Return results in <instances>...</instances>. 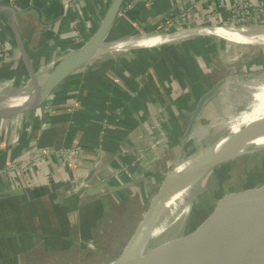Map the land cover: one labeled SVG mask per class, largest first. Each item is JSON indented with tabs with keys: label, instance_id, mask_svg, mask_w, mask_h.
<instances>
[{
	"label": "crops",
	"instance_id": "crops-1",
	"mask_svg": "<svg viewBox=\"0 0 264 264\" xmlns=\"http://www.w3.org/2000/svg\"><path fill=\"white\" fill-rule=\"evenodd\" d=\"M61 1L64 6V16L50 27L36 25L35 29L27 31L28 29L17 26L24 43L31 44L38 50L32 53V62L36 55L41 58L42 53L47 54V46L50 43L60 45L63 43L69 47L77 38L81 42L88 40L110 2V0H78L81 4L77 9L74 4L76 0ZM172 1L174 0H127L120 15V24L114 33L121 35L110 38H126V34L122 36L126 32H130L133 36L142 32L147 34L145 32V30L149 31L147 25L156 26L173 17L174 14L170 10L162 16L169 9ZM236 1L240 0H195L187 7L184 21L187 25L206 26L208 24H205L207 22L204 18L208 12L222 21L228 18L227 11ZM246 1L255 6H264V0ZM33 2L34 0H0V6L10 5L24 10L32 6ZM41 2L46 7L44 20L46 22L54 20L59 14L56 1L41 0ZM175 6H178V2ZM179 11L180 8L177 7L175 12ZM5 18L9 19V15L0 12V67L5 68L8 65L11 67L12 62L13 65L20 67L24 64L10 28L4 25ZM150 18L153 19L151 22ZM30 19L36 22L37 16L34 15L33 18L31 16ZM138 24H141L140 27ZM74 25H78L76 27L78 31L73 30ZM138 30L142 31L137 32ZM176 30L178 29L172 31ZM39 31L43 34H39ZM158 33L164 34L163 31ZM227 39L196 34L177 42H165L131 51L105 52L90 63L89 67L78 71L55 89L47 99L49 104L46 103L37 111L15 121L13 119L0 121L3 124L7 122L5 125L12 124L13 127L10 128L13 130L18 127L19 130L28 131L24 138L17 141L19 142L17 146L9 149L7 147L12 143H6V138L0 140V150L5 149L0 154V191L37 188L36 192L27 199H16L0 205V213L3 208H15L13 215L16 216H0V220L13 218L11 222L6 223V227L0 229L12 230L18 235L16 238L0 240V245L3 244L4 249L13 246L11 248L17 252L16 262L11 255L7 256L8 253L3 255L4 264H43L47 259H52L55 253L59 255L57 254L59 252H69L71 249L69 242L79 244L81 241L85 244L88 240H94L92 226L97 213L100 215L104 208L106 211L109 208H116L123 202L135 198L134 195H139V198L136 197L138 199L135 198V206H137L141 202L140 197L144 194L148 195L147 191H137L135 183H132L124 194L114 193L100 197L95 200L96 204L94 201L91 202L88 209L82 206L71 212L77 208L76 204L80 197L73 200L67 209L53 211L56 202L65 200L67 188L64 183L74 179L73 168H76V172L80 175H86L92 168L97 157L95 150L101 142L100 136L108 140V145L101 149L103 157L100 170L105 171L122 164V158L119 156L121 151L134 155V152L143 149L147 158H151L154 155L153 150H149L145 136L156 137L157 133L163 132L166 142L158 146L157 152H154L157 154V159L149 171L151 173L149 177L154 180L159 163L168 157V152L172 153L181 146L182 136L189 122L186 113L192 112L199 99L223 78L228 79L204 105L187 141L191 139L199 120L211 104L219 102L221 105L227 104L229 112L236 110L237 102L240 103V99L245 100L246 93L253 89L256 83L254 79L264 75V45L240 44L246 41L235 37ZM58 55L60 53L56 54L53 51V58ZM46 57L43 60H51L50 57ZM218 68H225L227 71L232 69V71L228 72L229 75L213 80L210 71ZM239 68L243 71H239ZM16 69L18 71V68ZM9 71L13 72V70ZM9 71H0V78ZM238 71L242 74L247 73L245 79L240 81L239 76L242 74L238 77L231 76V72L238 73ZM233 82H236V86H242L243 92L233 87ZM231 92L239 99L236 103H228V95ZM157 109L162 110L160 115L155 112ZM101 125L105 126L104 135L100 134ZM153 126L156 131L150 129ZM27 137L29 141H26ZM33 144H42L53 149L81 147L82 159L75 164V159L72 157L62 162L53 156L34 164L26 172L18 169L2 171L10 161L23 155L16 157L21 150ZM175 168L176 165H173V171ZM140 180L143 179L134 181L137 184ZM152 180L148 179L145 184L150 185ZM75 211L77 214L73 215ZM24 226L27 227L26 230ZM129 232L124 234L103 262L116 251ZM23 234L36 236L31 238ZM75 247L76 251L89 253L87 249ZM4 252L0 251V254Z\"/></svg>",
	"mask_w": 264,
	"mask_h": 264
},
{
	"label": "water",
	"instance_id": "water-1",
	"mask_svg": "<svg viewBox=\"0 0 264 264\" xmlns=\"http://www.w3.org/2000/svg\"><path fill=\"white\" fill-rule=\"evenodd\" d=\"M55 1L59 7V14L54 20L47 22L44 20L46 7H44L41 0H34L33 5L27 7L24 10H20L10 5L0 6V12H5L9 15V28L14 37L16 47L22 58L24 67L29 77V83L32 87L31 93L28 95V97H26L24 102L0 107V121L22 117L40 109V107L43 106L45 101L51 96L55 89H57L65 80L92 63L99 56L98 54L105 44L107 38L114 35H121L114 33L120 24V15L122 9L127 3V0H110L108 7L99 21L95 31L84 43V45L78 48L71 55L63 58L62 61L40 83L36 77L40 68L33 64L31 58L28 55V52L36 53L38 50L31 44L24 43L17 29L16 21L21 16L36 15L38 25L42 27H50L53 23L63 18L65 12L62 1ZM194 1L195 0L191 1V3L186 5L184 8H187ZM168 11L169 9L166 10L162 16H164ZM220 28L229 27L202 25L184 27L176 31L158 34L166 37L165 42L182 35L196 34H208L228 40L227 38L220 36L215 33V31H213L214 29ZM46 32L47 31H44V33ZM38 33L43 34V32L40 31ZM125 34L129 38L132 37L130 32H126L122 34V36H125ZM145 47L148 46H134L123 51H131ZM227 79L228 78H223L219 80L199 99L195 109L192 112L186 113V116L189 117V122L185 133L182 136L181 145H183L185 141H187V139L191 136L195 121L200 115L206 102L217 93V91L227 81ZM249 131L251 130L248 129V127H242L239 130V135L244 136L245 133ZM217 141L213 142L209 147L198 151V155L194 154L193 158L190 160L191 162L185 166V170L182 173L184 174L186 181L182 185V190L179 196L182 197L193 192L196 187V189H198L200 184L198 185V182L196 183L195 180L205 172L213 170L216 167L224 163H228L238 157L247 155L241 154L226 161L214 162L212 160L214 156L210 154V149L215 147L214 144ZM18 144L19 142L12 143L9 145V147H7V149L15 147ZM41 145L42 144H34L28 146L21 150L16 155V157L25 154L31 151L33 148ZM4 150H0V154L3 153ZM95 151L97 152V157L92 168L82 179L80 186L70 196L65 197L64 201L56 202L53 206V211H63L67 209L72 204V201L78 198L84 192L86 186L94 179L95 175L97 174L98 166L102 160V153H100L98 150ZM166 178L167 177L165 175L160 187L152 196L139 220L136 222L134 227L131 229L116 251L104 261V264H136L138 259L147 251H149L150 248H154V245L174 234H180L192 230V232L189 233V236L208 238L215 235L220 236L221 234H232L236 231L242 230L248 226L249 221L252 218L264 220L263 180L250 183L233 190L224 191L217 195L215 194L213 195L212 199L189 206L186 212H184L186 213L184 217H179L174 223H172L171 226H168L165 229L164 233H162V235L157 240H153L149 237L152 226L158 220L161 223L162 220L169 214V212H167L165 215H160L156 211V208L159 207L163 200V187ZM36 190L37 188L34 187L2 190L0 191V205L15 201L16 199H27L31 197L36 192ZM184 209L185 208L178 209L177 211L181 213V211ZM171 218L172 217H168L166 221L171 220ZM17 236L18 235L12 230L0 229V240L5 238H16ZM157 248L158 247L155 249ZM250 256L255 257V259L250 258ZM154 264H264V243L262 245H256L255 247L247 248L243 246L241 241H223L213 244L212 246H208L202 250L182 255L173 261H161L155 262Z\"/></svg>",
	"mask_w": 264,
	"mask_h": 264
},
{
	"label": "rangeland",
	"instance_id": "rangeland-1",
	"mask_svg": "<svg viewBox=\"0 0 264 264\" xmlns=\"http://www.w3.org/2000/svg\"><path fill=\"white\" fill-rule=\"evenodd\" d=\"M186 10L187 8H184L179 13H176L175 15H173V17L166 19V21L160 23L159 25H156V26L147 25V29H149V31L145 30V32H147V34H158V32H161V31H158L157 28L162 26L163 27L162 31L163 33H165L166 31L164 30V28L166 24L169 23L174 18H176L177 16L178 17L181 15L184 16V13ZM204 19L207 22L205 24H208L206 26H215V25L220 26V27L231 26V23H229L231 21H229L228 18L220 21V19L218 20L217 17H213L209 12L206 13ZM152 20H153L152 18L149 19L150 22ZM3 21H4L5 27L8 28L9 19L5 18L3 19ZM138 25L140 27L141 24H138ZM77 26L78 25H74V28H73L74 31H78V29H76ZM186 26H193V25L186 24ZM249 29H254V28H249ZM257 30H261V29L257 28ZM141 31L142 30H138L137 32H141ZM143 33L144 32L139 33V35H134V36L132 35V37L133 38L140 37L144 35ZM187 37H189V35L179 36L173 39L172 42L181 41V40L186 39ZM86 41L81 42L79 41V38H77L73 41V43L69 47H66L65 45H63V43L62 45L50 43L47 46V54L43 55L42 53L43 58H42V55H41V58L40 56L36 55L35 56L36 58L34 57L35 60L33 59V62H34L33 64L37 66L38 68H41V65H45V64L53 62L52 66L50 67V70H51L60 62V60L74 53L78 49V47H82ZM65 49L68 52H66ZM53 51L56 54L60 53V55L53 58ZM44 57L46 58L50 57L51 60L50 61L43 60L45 59ZM238 61H239V57H238ZM8 66H6L5 68L0 67V71L13 70V72L12 71H9L6 73L3 72L4 75L0 78V83L11 82L12 80H17V81H20L18 87L21 88L24 84L28 82L27 78H25V76L27 75H25L26 69L24 68V65H20V67H18L16 64L13 65V62H12L11 67L10 66L8 67ZM89 66L90 65H87L84 68H87ZM16 68H18V71H16L17 70ZM229 71H232V69H229L227 71L225 68H218L215 70H211L210 75L214 80L215 78H221L223 76L229 75L228 74ZM239 71L242 72L243 69L239 68ZM239 71L238 73L231 72V76L237 75L238 77L240 74H242ZM244 74L245 73H243L242 76H239L240 81L245 79L247 73L245 74V76ZM255 82L256 83L254 84L253 90H249L246 93L247 98H245V100L240 99V103L237 102L236 110L234 112H229L227 104L221 105L219 104V102L213 103L210 106H208V108H206L204 116L199 120L197 128L194 130L191 139L186 141L183 145L177 147L172 153L168 152V157H166L163 160V162L159 163V166H158L159 169H157V175L153 178L154 180H152V177L151 178L149 177L151 173L147 172L144 175V178L146 177L145 179L143 178V180L138 181L137 184L136 182H133L135 183L134 186L137 189V191L143 190L144 192L145 191L149 192L148 195L144 194L143 197H140L141 202L138 203L137 206H135V202H136L135 198L138 197L139 195L138 196L134 195L135 198H131L128 201L123 202V204L119 205L118 207L116 206V208L114 207L111 209L106 208L109 212L106 211L104 208L102 213L100 215L99 213H97L93 219L94 225L92 226L93 228L92 233L94 235L93 238L95 242L94 240H88L85 244L81 243V241L79 244H73L69 242L68 245L71 248L69 252H66V253L65 251L59 252L57 253L59 255H56L55 253L52 259H49V260L47 259V262L43 264H104L103 260L106 257H108V255L101 254L98 252L96 253L92 252V251H95L97 248L96 243L106 245L108 247V250H111V249L113 250L114 247L117 246L118 242L123 238L124 234L128 232V229L133 227L136 224V222L139 220L145 207L147 206L152 196L156 193V191L160 187L164 176L166 175L167 177V174L170 169L172 170L173 165H175L178 161L183 160L187 157H191L194 154H196L198 151L209 147L213 142L217 141L222 136L227 134L230 131V126L235 123L236 119H238L244 112L249 110L251 106V102L253 101V97H252L253 94L255 97L260 91L264 89V75L260 76V78L258 79H255ZM232 86L237 88L239 92L241 91L243 92L244 90L242 86L241 87L236 86V82H233ZM31 89L32 88L29 87V92L31 91ZM228 96H229L228 103L230 102L236 103V101H239L236 95L232 92ZM40 113L41 111L39 112V115ZM20 118L21 117H18V118L16 117V118H13V120L15 121L16 119H20ZM4 123L6 124L7 122H4ZM5 124L0 122V140L2 138H6L7 139L6 143L17 142L20 140V138H24V136H26L25 134H28L27 129L19 130L18 127H16V130L15 129L13 130V128L12 129L10 128L11 126L13 127L12 124H8V125H5ZM26 141H29V137L26 138ZM255 152H253L252 154H247V155L238 157L228 163H224L216 167L215 169H213L210 172V174L207 176V178L204 180L203 184H201V186L197 189L193 198H191L187 204L191 206L196 203H200L205 200L212 199L213 195L215 194L217 195V194H220L221 192L240 188L250 183L263 181L264 180V150H257ZM174 172L175 170L171 173H174ZM148 179L152 180L150 182V185L148 184L149 186L145 184ZM56 198L58 199V197ZM98 198L100 197L84 195L83 197L79 199L78 204H76L77 208L75 207L76 209L71 210V212H73L74 210H78V208H81L82 206L84 207V209H88L90 204H92L91 202L93 201L95 202V200H98ZM85 202L87 204H85ZM94 204H96V202ZM14 209L15 208L13 209L3 208L2 209L3 211L0 213V216L1 217H4V216L16 217L15 215H13ZM76 212L77 211H75L73 215L77 214ZM114 214L116 215L113 216ZM108 216H110L112 219L111 223L107 222L108 220L106 218ZM11 217H8L4 220L1 219L0 228L6 227L7 226L6 223L11 222L13 220V218ZM254 224L255 226H257L258 222H254ZM118 225L120 226L119 230H117ZM24 227H25L24 229L26 230L27 227L26 226ZM191 232L192 230L188 232H184V235L188 237L190 235L189 233ZM2 245L3 244L0 245V251H5V252L4 254L3 253L0 254V264L5 263V259L3 258L5 256L3 255H6L7 253H8L7 256L11 255L12 259L16 262L15 255L17 254V252L13 250V248H11L13 246L8 247L7 249H4V245L3 246ZM65 245L67 246V242H65ZM75 246H77L79 249H87V251L93 253L94 255H90V256L84 255L82 254V252L76 251ZM23 248H24V244H23Z\"/></svg>",
	"mask_w": 264,
	"mask_h": 264
},
{
	"label": "bare ground",
	"instance_id": "bare-ground-1",
	"mask_svg": "<svg viewBox=\"0 0 264 264\" xmlns=\"http://www.w3.org/2000/svg\"><path fill=\"white\" fill-rule=\"evenodd\" d=\"M191 1L193 0H174L170 3L169 10L175 15V9H177V7H179L181 11L186 5L191 3ZM176 2H178L177 7L175 6ZM259 29L261 30H257V28L247 29L229 27L214 29L213 31L225 38L235 37L237 39L246 41V43L264 44V28ZM172 40L167 42H172ZM165 41L166 37L160 34L142 35L136 38L111 39L109 37L106 39L105 44L98 55H101L105 52L123 51L134 46L155 45ZM61 61L62 60H60V62ZM51 64L52 63L41 66L39 72L36 75L40 83L58 65L57 64L53 69L50 70V67L52 66ZM26 75L27 76H25V78H27L28 82L21 87L23 89L18 87L20 81L17 80L0 83V107L18 104L25 101L26 97H28V95L31 93V91L29 92V87H31V84L29 83L28 74ZM252 97L253 101L251 102L249 110L244 112L238 119H236L235 123L230 126V131L227 133V135L225 134L222 136L214 144L215 147L210 149V154L214 156L212 159L214 162L226 161L236 157L237 155L252 154L257 150H264V89L260 91L255 97L253 94ZM49 107L50 106H48L47 109H49ZM245 126L251 131L246 132L244 136H240L239 130ZM193 156L178 161L177 164H175V172L171 173L173 169H170L167 174V178L163 187V200L159 207L156 208V211L160 215H165L167 212H169V214L164 218L165 220H162L161 223L158 220L152 226L149 237L153 240H157L162 235V233H164L165 229L168 226H171L172 223H174L179 217L185 216L186 213L184 212H186L187 208L189 207L187 203L191 198H193L197 191L196 187V190L194 189L193 192L182 197L179 196L182 190V185L186 181V178L182 172L185 170V166L191 162L190 160L193 158ZM211 171L212 170L207 171L198 177L195 180L196 183L198 182V185L200 184L201 186ZM182 208L185 209L181 211V213L177 211L178 209ZM168 217L172 218L171 220L166 221ZM254 222H258V225L255 226ZM223 241H241L243 246L247 248L255 247L256 245H262L264 243V220L252 218L249 221L248 226L242 230L236 231L232 234H221L220 236L215 235L208 238H198L194 236L186 237L184 233L174 234L154 245V248H150L149 251H147L138 259L136 264H154L155 262L161 261H173L182 255L202 250L208 246H212L213 244ZM156 247L158 248L155 249ZM250 258L255 259L253 256H250Z\"/></svg>",
	"mask_w": 264,
	"mask_h": 264
},
{
	"label": "built area",
	"instance_id": "built-area-1",
	"mask_svg": "<svg viewBox=\"0 0 264 264\" xmlns=\"http://www.w3.org/2000/svg\"><path fill=\"white\" fill-rule=\"evenodd\" d=\"M145 1V0H143ZM148 1V0H147ZM75 7L79 9L80 1H75ZM227 17L229 19V23L231 26L235 28H263L264 27V6H255L246 0L236 1L227 11ZM184 16H177L169 23L166 24L164 30L166 32L172 31L179 28L184 27H192L186 26L184 21ZM262 24V26H261ZM47 103V100L43 105ZM49 104V103H47ZM157 114H161L162 110H155ZM100 134L104 135L105 126H100ZM158 127V125H156ZM153 131L155 127H151ZM104 137L100 136L99 144L97 145V150L102 153V147H106L108 144V140L103 139ZM145 141L149 150H153V156L151 158H147L146 152L143 149L134 152V155H130L126 151H121L119 156L122 158V164L116 168L108 169L105 171H101L100 164L98 166L97 174L94 179L86 186L84 192L78 197H83L84 195H91L96 197H104L109 194L114 193H123L126 188H128L136 179H143L144 175L151 170V165L156 161L158 146L164 145L166 142V137L163 132L157 133L156 137L145 136ZM34 145V144H33ZM31 146V145H30ZM96 149V148H95ZM117 150L118 148H113ZM119 152V150H118ZM56 156L62 162H66L71 157L75 159V164L79 163L82 159L81 147H73L66 149H53L48 146H38L33 148L31 151L23 154L20 158L14 159L10 161V163L3 168V172L6 171H15L21 170L26 172L30 169L34 164L44 160L47 157ZM103 157V155H102ZM102 161V160H101ZM74 179L69 183H64L66 189V197L70 196L81 184L82 179L85 175H80L76 172V168H73Z\"/></svg>",
	"mask_w": 264,
	"mask_h": 264
},
{
	"label": "trees",
	"instance_id": "trees-1",
	"mask_svg": "<svg viewBox=\"0 0 264 264\" xmlns=\"http://www.w3.org/2000/svg\"><path fill=\"white\" fill-rule=\"evenodd\" d=\"M34 16L32 15V18H33ZM31 18V15H27V16H21L20 18H18L17 19V21H16V23H17V26H19V27H21V28H26V29H28L27 31H32L33 29H35V27H36V25L38 26V23H37V20H36V22H34L33 20H31L30 19ZM162 26H160V27H158L157 29H158V31H162V29H163V27L161 28ZM28 52V51H27ZM28 55H29V57L32 59V53L31 52H28ZM116 214H114V216H115ZM108 221V223H111V221H112V219H111V217L110 216H108L107 218H106ZM119 225L117 226V230H119ZM132 228V227H131ZM131 228H129L128 229V232L131 230ZM22 235V234H21ZM20 235V236H21ZM23 236H26V237H35L36 235H33V236H31V235H29V234H23ZM127 236V235H126ZM96 251H92L93 253H96V252H98V253H101V254H105V255H109L110 253H111V251H112V249L111 250H108V247L106 246V245H104V244H100V243H96ZM93 253H91V252H89V253H87V252H82V254H85V255H88V256H90V255H94ZM107 258V257H106Z\"/></svg>",
	"mask_w": 264,
	"mask_h": 264
}]
</instances>
